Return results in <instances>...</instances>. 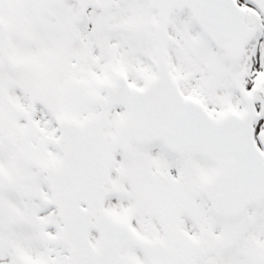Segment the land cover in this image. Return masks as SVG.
<instances>
[{
  "label": "snow or ice",
  "instance_id": "6c2138e0",
  "mask_svg": "<svg viewBox=\"0 0 264 264\" xmlns=\"http://www.w3.org/2000/svg\"><path fill=\"white\" fill-rule=\"evenodd\" d=\"M0 264H264V0H0Z\"/></svg>",
  "mask_w": 264,
  "mask_h": 264
}]
</instances>
